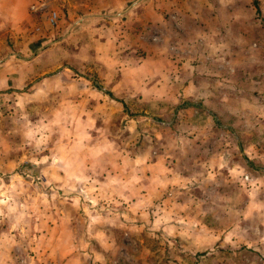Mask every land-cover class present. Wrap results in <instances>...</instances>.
<instances>
[{
  "label": "rangeland",
  "instance_id": "1",
  "mask_svg": "<svg viewBox=\"0 0 264 264\" xmlns=\"http://www.w3.org/2000/svg\"><path fill=\"white\" fill-rule=\"evenodd\" d=\"M23 1L12 10L22 8ZM101 1L111 13L129 12L94 20L85 30L63 36L51 35L56 23L38 14H0V178L11 176L33 192L55 190L53 177L64 166L49 163L54 150L46 125L51 118L44 116V109L63 110L67 104L69 109H88L89 92H102L91 80H104L110 70L103 65L104 47L95 40L96 31L121 30L127 38L136 34L128 38L134 45L123 46L119 61L126 57L138 63L139 69L129 70L127 77L134 82L153 79L157 97L150 102L126 99L127 110L121 111L117 99L128 96L126 84L120 83L125 75L112 72L115 89L106 94L110 105L97 95L95 112L110 113L114 126L102 124L93 136L102 141L110 130L116 149L106 144L103 152L111 159L123 158L107 165L114 179L102 190L122 189L127 184L122 180L133 178L140 203L132 208L126 206L129 199L98 202L108 207L114 203L121 215L107 220L100 256L90 254L89 261L81 257L76 264H264V33L251 30L249 45L248 37L230 38L222 32L215 36L207 15L210 0ZM258 1L264 17V0ZM172 2L181 3V16ZM155 45L161 49L154 50ZM6 60L16 64L12 73L2 68ZM18 61L28 62L19 68ZM24 74L30 79L20 80ZM131 114L135 116L130 120ZM66 118L74 124L73 116ZM91 125L84 122L77 135L88 136L94 131ZM68 127L64 124L61 130ZM59 131L54 139H60ZM187 152L201 160L190 162ZM40 158L43 164L35 162ZM72 166L79 177L106 175L98 164ZM149 175L161 185L153 181L147 186ZM85 187L81 183L80 189ZM18 246L0 244V264H32L28 252Z\"/></svg>",
  "mask_w": 264,
  "mask_h": 264
},
{
  "label": "crops",
  "instance_id": "2",
  "mask_svg": "<svg viewBox=\"0 0 264 264\" xmlns=\"http://www.w3.org/2000/svg\"><path fill=\"white\" fill-rule=\"evenodd\" d=\"M11 1L12 0H0V14L3 15V13H6L7 16H9L13 14L12 12L14 11V13H24L26 17L38 14L42 20L44 19L47 22L51 20V15H53V22L56 24L52 28L51 35L61 36L65 34L69 35L70 31L72 32L73 30L74 32L83 31L85 30L84 26H87L89 22L94 20L101 19V21L104 22L110 17L125 16L129 12L127 9L121 10L120 12L116 9L117 11L111 13L107 7H103L105 5L101 3V0H28V4L26 0H24L22 8L16 7L13 10L12 5L16 4L19 6L21 0H15V2L12 3ZM210 1L212 3V9L207 15L210 16L214 23L212 31L216 33L215 36H217L218 32H222V35L230 38L237 37V35L248 37L249 45L250 39L254 38L251 30L264 33V17L260 19L254 16L251 0ZM180 5V2L178 5L174 2L171 3V6L176 9V13L181 16L180 13L182 12H180ZM111 6L115 7L116 4L114 3ZM102 7L104 9L100 11ZM133 8H130V10L132 11ZM196 15L199 16L200 14L197 13ZM179 21L181 23V19ZM184 27L185 25L181 26L182 29H184ZM96 33L97 38L95 37V40L97 39L100 45L104 47V53L101 56H104L106 59L104 64H102L110 69L108 73H106V76H104V80H101V78H98L99 80H91L94 85L93 87L101 89L102 92L97 93L95 90L89 92L91 98L88 99L90 102L88 109H85L86 106L69 109L68 104L64 106L63 110H59L58 107L54 110L51 108L44 109V116L48 114L47 117L51 118L50 124L47 123L46 125L48 126L47 132L51 133L53 142L51 149L54 150L49 157V163L56 167L57 165L64 166L62 171L60 173L58 172L57 176L53 177V181L55 182L52 184L51 188L54 187L55 190L53 192L39 191V193L37 190L33 192L21 186L19 181H14L13 178L11 179V176L0 178V244H20V246H18L19 249L28 252L32 259V264H76L78 258L81 257L85 261H89V257H91L90 254L98 258L101 254L98 245L103 247L101 245L106 244L107 224H110V219H112L113 214L118 213L121 215L122 212L121 207H117L114 203V206L108 207L105 205L102 206L100 205L101 203L99 204L98 202L114 201L124 203L126 199H129L130 205L126 204V206L132 208H137L140 203L138 200V194L140 192L139 186L136 182L131 180L133 178H125L122 180L128 184L122 186V189L117 188L116 191L102 190V188L107 187L106 183L111 180V177L114 179V176L107 172L109 171V169L106 170L108 167L107 165L123 161V158L114 155V158L111 159L110 154L103 152L106 151V144L111 145L110 148L112 151L116 149L114 145L116 140L111 141L112 136L110 130H108L106 136H103L102 141L97 139L96 136H93V134L96 135V128H98V126L102 127V124L106 123V127L110 125L114 126V122L110 120V113L96 114L95 110L98 108L96 107L97 104L95 106V98L98 100L97 95H100V102L102 101L104 104L107 102L106 105H110L106 94L111 93L110 89H115L111 82L113 77L112 72H114L115 75L118 73L122 76L125 75V77L119 78L122 85H124V83L126 84V90L128 89L126 93L128 96L118 99L115 98L119 101V103H117L120 105L121 111L123 109L127 110L126 99H142L145 102L155 100L157 97L156 82L149 77L146 80L142 78L140 80L136 79V82L130 81V78H128L129 76L127 77L128 71L138 70L140 65H138V63L132 64L129 59H125L126 57L124 61H119V56L122 58V54L120 53L126 50L123 46L128 43L130 47L134 45L133 41H128V38H136V34L134 36L133 34H129L127 38L121 30L114 31L108 28L96 31ZM99 34H101L102 38L99 37ZM148 44L149 42L147 43V47L151 48ZM155 47L153 46L154 50L161 49L157 45H155ZM224 47L225 46H223V48ZM38 49L39 47L36 48V50ZM29 50H31V48H29ZM174 53L178 54L177 52ZM27 62L28 61H18L17 65L19 68H23L22 65ZM15 66L16 64L14 62L6 60L3 62L2 68L7 67L12 73V69H15ZM99 68H102L101 73L104 72L103 69L105 68L101 66H99ZM9 76L11 78L10 73ZM165 77L170 78L171 76L169 73H165ZM8 78L9 77H6V81H9ZM119 78L117 79L119 80ZM29 79V74L20 76V80L22 81H27ZM169 82L172 81L169 80ZM102 84L106 89L103 88L104 86ZM9 86L13 87L12 84H9ZM9 86L7 85L6 87ZM134 87L135 90L132 91L134 94L132 93V96H130L129 94ZM113 99L114 98H112V100ZM189 99H191V101L196 100L194 98H188L187 100ZM121 102H124L125 107ZM75 104L77 105L78 103L76 102ZM206 113H208L209 116L213 115L209 111ZM122 114H124V112H122ZM70 116H73V123H77L78 125L68 122V118L66 117ZM133 116H135V114H131L129 119L131 120ZM59 117H63L66 121ZM84 122L94 124V126L91 125L94 127V131L90 132L88 136L83 135L79 137L77 134H82L80 127L84 126ZM64 124L72 128L69 129L68 127L61 130ZM74 127L79 128L74 129ZM56 130H60L58 132L61 136L60 139H58L57 136L55 139L53 138V134L56 133ZM111 131H113V129H111ZM212 142H215V140H211L209 143L212 144ZM60 149L62 153L59 151ZM188 155L190 162L193 160L199 162L201 160L193 153H188ZM37 161L43 164L42 158L35 160L36 163H38ZM93 164L104 166L102 172L106 175L103 176V178L95 179L89 176L79 177L74 173L75 171L72 170V167H74L72 165ZM149 176L148 178L150 179L148 181L146 180L147 186L152 185L153 181L161 185L160 179L156 180L155 178L153 179V175ZM177 176L182 177L183 175L179 174ZM119 180L121 181V179ZM81 183L86 184L85 189L83 188L84 190L80 189ZM15 186L19 187L16 188ZM151 189L153 190V187ZM147 194L152 195V193ZM163 197L167 198L165 194ZM134 199L135 202H133ZM164 200L168 202L169 199ZM141 205L143 207L142 202ZM117 224L121 223L117 222ZM118 227L124 229L126 223L118 225ZM27 249H30V251Z\"/></svg>",
  "mask_w": 264,
  "mask_h": 264
},
{
  "label": "trees",
  "instance_id": "3",
  "mask_svg": "<svg viewBox=\"0 0 264 264\" xmlns=\"http://www.w3.org/2000/svg\"><path fill=\"white\" fill-rule=\"evenodd\" d=\"M251 5H252V8L254 10V16L257 17V18H260L262 19L263 15L261 13V9H260V5H259V1L258 0H251ZM261 16V17H260ZM122 105L124 106V102H121ZM182 105H185V104H182ZM193 106V105H192ZM125 107V106H124ZM215 116L211 115V120L216 124V120L214 118Z\"/></svg>",
  "mask_w": 264,
  "mask_h": 264
},
{
  "label": "built area",
  "instance_id": "4",
  "mask_svg": "<svg viewBox=\"0 0 264 264\" xmlns=\"http://www.w3.org/2000/svg\"><path fill=\"white\" fill-rule=\"evenodd\" d=\"M54 19V16L53 15H51V20L50 21H52ZM154 37H156V36H154ZM155 39V38H154Z\"/></svg>",
  "mask_w": 264,
  "mask_h": 264
}]
</instances>
